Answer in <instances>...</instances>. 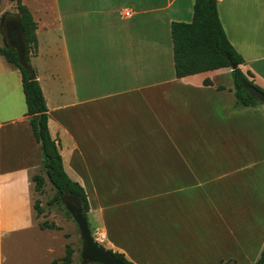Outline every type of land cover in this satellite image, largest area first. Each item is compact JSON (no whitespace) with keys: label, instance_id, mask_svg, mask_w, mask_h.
<instances>
[{"label":"crops","instance_id":"obj_1","mask_svg":"<svg viewBox=\"0 0 264 264\" xmlns=\"http://www.w3.org/2000/svg\"><path fill=\"white\" fill-rule=\"evenodd\" d=\"M1 1L0 19L15 18V3ZM21 1L36 22L30 63L48 108V129L72 180L84 183L77 153L82 171L101 161L106 171L113 162L122 179L154 177L150 170L159 169L163 175L168 154H176L173 167L186 183L198 180V171L225 178L228 210L263 206L264 104L236 105L228 67L175 76L171 23L191 21L194 0ZM217 10L244 59L239 67L264 91V0H217ZM5 45L2 32L0 48ZM25 111L21 73L0 54V248L4 239L35 227L32 176L42 151ZM196 152H228V162L201 164L182 155ZM222 168L228 173L219 174ZM207 227L198 232L210 243L196 236L198 227L183 233L208 264L218 258L254 264L264 246L254 252L258 241L243 230L235 247L221 251L222 230Z\"/></svg>","mask_w":264,"mask_h":264},{"label":"rangeland","instance_id":"obj_2","mask_svg":"<svg viewBox=\"0 0 264 264\" xmlns=\"http://www.w3.org/2000/svg\"><path fill=\"white\" fill-rule=\"evenodd\" d=\"M5 20L7 18L0 19V33L3 32L1 22L3 24ZM182 155L186 160L201 164L225 166L228 162V152ZM75 158L76 171L83 176L81 186L86 194V215L92 235L104 232L106 236L101 245L123 253L135 264H208L207 258L198 256L199 247L183 233L196 227L198 232L202 226H217L222 230L218 241L221 251L228 246L235 247L241 241L243 230L248 232L244 234L249 235L252 242L258 241L254 252L264 244V204L254 208L251 202L250 207L228 210V183L225 178L215 181L198 171V180L186 183L173 167L178 158L176 154H168L167 173L164 170L162 175L160 169L155 173L150 170L154 177L146 179L119 178L113 162L108 163L110 168L106 171L103 161L89 168V172L82 171L81 155L77 153ZM218 173H228V169L222 168ZM35 174L45 178L42 191L33 190V201L39 200L42 211H34L33 229L18 232L10 236L14 237L11 240H3L0 264H52L53 260L65 255L67 246L73 250L70 264H81L77 224L62 205L50 203L55 189L42 168ZM205 194L210 196V200L200 199ZM246 203L249 204L247 200ZM228 228L233 233L229 234ZM196 236L201 242L210 243L205 233L198 232ZM232 262L238 264L237 260L224 258H218L214 264Z\"/></svg>","mask_w":264,"mask_h":264},{"label":"trees","instance_id":"obj_3","mask_svg":"<svg viewBox=\"0 0 264 264\" xmlns=\"http://www.w3.org/2000/svg\"><path fill=\"white\" fill-rule=\"evenodd\" d=\"M15 3L18 21L23 34L22 39L26 46L24 62L20 63L16 51L13 48L1 47L0 54L5 60L21 73L22 89L25 98V115L29 118V124L42 151L41 168L47 180L55 189L50 203H60V194L79 195L84 201L85 215L87 212V200L83 187L72 180L66 173L61 154L48 129V108L34 69L30 63V55L36 53V22L29 9L21 0H10ZM171 38L175 76L180 78L204 71L231 68V76L235 91L236 105L240 107L262 104L253 98L244 88L243 84L254 85L249 79V73L245 74L239 67L244 63L240 53L229 42L222 27L217 0H194L193 15L189 22H172ZM34 76L33 79L30 76ZM257 89H262L254 85ZM34 189L42 191L45 178L41 174L32 176ZM33 208L36 213L42 209L39 200H35ZM87 216V215H86ZM115 257L126 264H134L123 253L113 252ZM73 250L67 246L65 255L59 260H53L52 264H70ZM254 264H264V246Z\"/></svg>","mask_w":264,"mask_h":264},{"label":"water","instance_id":"obj_4","mask_svg":"<svg viewBox=\"0 0 264 264\" xmlns=\"http://www.w3.org/2000/svg\"><path fill=\"white\" fill-rule=\"evenodd\" d=\"M6 47L13 48L20 63H25L26 46L22 39V32L17 20L12 19L5 30ZM234 67H231L233 69ZM31 79L34 76H30ZM243 88L255 99L264 104V92L254 85L243 84ZM60 203L70 214L78 226L81 240L80 260L81 264H126L114 256L92 236L87 216L85 215L84 201L79 195L60 194Z\"/></svg>","mask_w":264,"mask_h":264},{"label":"built area","instance_id":"obj_5","mask_svg":"<svg viewBox=\"0 0 264 264\" xmlns=\"http://www.w3.org/2000/svg\"><path fill=\"white\" fill-rule=\"evenodd\" d=\"M130 11H126L125 15H129ZM94 240L96 242H98L99 244H101L103 242V240L105 239V235L103 232H96L94 235H92Z\"/></svg>","mask_w":264,"mask_h":264},{"label":"flooded vegetation","instance_id":"obj_6","mask_svg":"<svg viewBox=\"0 0 264 264\" xmlns=\"http://www.w3.org/2000/svg\"><path fill=\"white\" fill-rule=\"evenodd\" d=\"M10 21H12V17L10 19H7V20H5L3 22V24H2V31H3V33H5V30H6L7 26H8V24L10 23Z\"/></svg>","mask_w":264,"mask_h":264}]
</instances>
